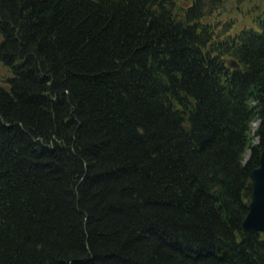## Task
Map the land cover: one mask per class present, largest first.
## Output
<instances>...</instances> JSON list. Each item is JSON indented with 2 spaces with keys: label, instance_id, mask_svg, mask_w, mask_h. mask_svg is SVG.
Segmentation results:
<instances>
[{
  "label": "trees",
  "instance_id": "obj_1",
  "mask_svg": "<svg viewBox=\"0 0 264 264\" xmlns=\"http://www.w3.org/2000/svg\"><path fill=\"white\" fill-rule=\"evenodd\" d=\"M224 1L0 0V264H264V15Z\"/></svg>",
  "mask_w": 264,
  "mask_h": 264
},
{
  "label": "water",
  "instance_id": "obj_2",
  "mask_svg": "<svg viewBox=\"0 0 264 264\" xmlns=\"http://www.w3.org/2000/svg\"><path fill=\"white\" fill-rule=\"evenodd\" d=\"M226 65L238 68L233 58H227ZM257 124V121H256ZM250 194L247 203V212L241 220L240 226L244 230L264 233V142L258 155L257 165L249 171Z\"/></svg>",
  "mask_w": 264,
  "mask_h": 264
},
{
  "label": "rangeland",
  "instance_id": "obj_3",
  "mask_svg": "<svg viewBox=\"0 0 264 264\" xmlns=\"http://www.w3.org/2000/svg\"><path fill=\"white\" fill-rule=\"evenodd\" d=\"M264 15V0H226L219 8V12L213 15L210 19L212 20H231L232 31L237 30L241 27L254 26L253 20L256 16ZM256 121L250 123V134L253 133L256 127ZM256 138L254 137L251 143H255ZM249 155V150L246 149L244 152L245 161Z\"/></svg>",
  "mask_w": 264,
  "mask_h": 264
}]
</instances>
